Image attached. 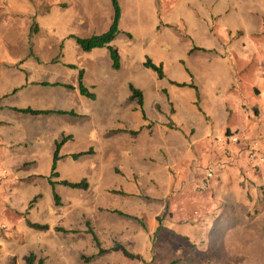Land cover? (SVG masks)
I'll use <instances>...</instances> for the list:
<instances>
[{"label":"rangeland","instance_id":"1","mask_svg":"<svg viewBox=\"0 0 264 264\" xmlns=\"http://www.w3.org/2000/svg\"><path fill=\"white\" fill-rule=\"evenodd\" d=\"M198 3L202 4V0ZM230 3L231 0L219 1V13L225 14ZM177 4L168 0H121L123 32L117 47L122 56L120 68L106 65L101 76L95 70L87 72L94 82L99 76L104 77L102 84L97 82L95 87L96 101L87 102L77 88L56 85H77V73L67 70L69 56L71 60L78 59V69L92 56L75 51L71 55L67 46L60 43L57 48L58 42L49 40L54 33L53 23L62 19L70 24V17L54 10L51 24V6L33 5L34 10L27 7L35 11L31 17L38 22L33 19L32 27L39 30L37 39L42 38L35 41V46L40 45L45 54L51 48L59 60L40 62L29 48L33 44L29 39L27 57L15 65L23 67L32 86L17 98L34 102L37 99L33 100L31 93L38 91L35 89L39 86L46 87L41 93V106L60 112L26 116L27 139L17 145L24 151L19 154L18 168L32 163V141L47 129L43 154L52 150L51 143L55 147L57 141L61 142L59 175L54 178L60 199L58 204L52 201L57 212L53 219L38 216L37 203L23 202L20 212L8 206L6 222H0V264H264L263 164L250 162L257 169L242 166V188L232 185L223 193L218 188L213 193L212 213L209 207L197 203L203 189L184 182L188 167L208 161L204 144L194 147L192 117L200 114L205 120L207 110L213 111V107L207 96L209 89H198L195 84V64L192 63V73L180 72L177 65L186 69L184 57L188 53L194 56L197 50L200 57L210 56L221 45V27L211 20L191 17L190 11L178 7L183 3ZM2 13L0 23L6 20V10ZM8 33L6 30V37ZM6 37L0 40V65L4 66L9 64ZM226 46L227 53H231ZM189 47L192 52H188ZM240 53L237 46L234 58L230 54L226 57L231 70L236 69L238 62L244 64ZM146 57L161 64L163 78L145 67ZM40 67L45 69V76L39 72ZM251 70L245 69L244 74L251 76ZM173 77L182 85H166ZM204 79L206 87L211 75ZM130 84L142 91L143 110L131 97ZM3 85L6 88L5 79ZM103 104L106 112H100ZM209 120L205 124L211 128L216 123ZM83 151L89 152L73 156ZM22 159H26L24 163ZM154 168L169 172L170 179L147 180V173L151 174ZM82 180L86 187L62 184ZM235 197L239 202L230 199ZM6 198H10L8 193ZM34 223H47L49 228L39 229ZM56 226L64 230H55Z\"/></svg>","mask_w":264,"mask_h":264},{"label":"crops","instance_id":"2","mask_svg":"<svg viewBox=\"0 0 264 264\" xmlns=\"http://www.w3.org/2000/svg\"><path fill=\"white\" fill-rule=\"evenodd\" d=\"M172 1L173 3H178L177 5L182 3L186 5L178 7L190 11L191 17H198L199 21L201 18H205L206 20H211V23L221 27L219 30V36L221 38L218 39V42L222 46H217L216 50L212 51L210 56L200 57L201 55L197 54L199 50L196 51L195 57L188 53L187 56L184 57L186 58V69H181V67L177 65L180 72L186 71L187 73H192V66L195 64L196 72H198L195 80L196 86L198 89L202 88L203 90L207 88L210 91L207 96L209 95V101L212 103L213 111L210 109L207 110L209 113L205 114V120L202 119V117L205 116H201L200 114L198 118L196 115L192 117L195 120V125H193L194 129H190V131L193 130L194 147L198 148L204 144L203 146L207 148V150H205L208 156L205 160L208 161L205 165L210 162L221 160L222 154L215 147V138L223 135L227 131H238L248 139L259 140L261 143L259 147L264 152V0H231V5L226 9L225 14L219 13V6L222 5L219 4V1L222 2L225 0H202V4L198 3V0H168V3ZM27 2L28 0H6L5 3L3 0H0V7L2 9H0L1 18H4V13L2 12L4 9L6 10V20L0 23V40L3 41L6 37V30L9 32V36L6 37V48L4 47L6 49V62L9 64H6V66L0 65V222H6L8 206H13L20 212L19 208H22L23 202L27 201H29L31 205L37 203L35 211L38 216H49L50 219L57 217V212L54 211L56 206L52 202L53 199L56 201L54 191L57 192V190L54 178L57 176L52 175V164L58 141L55 147L54 143H51L53 148L52 150L50 149L49 154H43V147H45L43 142L48 137L46 135L48 132L47 129L40 131V134L36 137L37 140L34 139L32 141V144L35 146L30 151L32 157L30 160L32 163L28 165V167L21 168V170L18 168L19 154L24 153V151L18 149L17 145L24 143L27 139V132H24L26 118L32 115L47 116L52 112H60L54 110L52 107L47 108L41 106L43 105L41 93L46 90V87L34 86L38 88L35 89L38 91H33L31 93L32 99H37L34 102L27 99L19 101L21 98H17V96H21L20 93L22 94L24 91L28 90L29 86H32L30 83L31 79L23 67L15 65L16 63H22L27 57L29 39H31L33 43L29 45V48L31 47V51L35 56L40 58L38 59L40 62L45 64L53 59L59 60L58 55H56L51 48H49L47 54H45L40 51V45L37 44L35 46V41H40L42 38L37 39L39 30L32 27L34 26L33 19H36L35 17H31L32 14L35 15V11H33L35 8L33 5L39 6L44 4L48 7L51 6V24L54 10L56 12L61 10L62 15L70 17V24L68 21L66 23L62 19L53 23L51 31L54 33H51V36L48 38L49 40L50 38L55 39V41L58 42L57 48L61 43L70 49V52H72L71 55L76 53L87 56L92 55L88 56L86 61L82 62V68L79 69L78 67L80 65H78V59L71 60V56H69V60H67V65L69 66L67 70L77 73V85H72L73 89L74 87L77 88L79 94L85 97L86 102L90 99L96 101L97 93L95 87L97 82L101 85L104 81V77H100L105 71L104 67L111 64L113 68L119 69L122 58L121 53H119L117 49L122 42H120L118 38L123 32L121 28V19L119 21V32L110 43L118 55V67L114 66V61L111 58L108 47H97L90 51H84L76 39L77 37L85 38L101 34L110 29L115 15L112 0H105V6L102 5L104 0H34L32 4ZM119 4L121 6V0H119ZM29 6H31L33 10L28 9L27 7ZM211 8L216 9L213 11ZM223 16L225 17L224 20ZM30 17L32 18L31 21L28 20ZM33 31H35V33L29 38V34L32 35ZM234 32L237 34L236 37H234L236 34L233 36L230 35V33ZM56 33L59 34L56 35ZM8 43L10 46L7 48ZM225 45H228V47H226L230 49L231 53H227L228 51H226ZM237 46L241 50L240 54L244 59V64L239 65L238 62L236 69L231 70L232 68H228L226 57H229L228 54H230L234 58V50ZM190 51L191 49L189 47L188 52ZM247 68L252 69L248 71V73H251V76H249V74H244ZM81 69H83L82 71L84 73L83 82L92 97L85 96L80 92L78 86V72ZM44 70L43 67L39 69L42 76H45V74L42 73ZM91 70H95V72L100 74L98 81H91L89 76H87V72ZM207 70L209 73L206 72ZM151 71L153 70L151 69ZM203 74L211 75V80L208 82L209 84L207 83L206 87L204 86L205 75ZM201 75L203 76L201 77ZM4 79L6 81V88H4L3 85ZM180 81L181 80H177L173 77L168 80L170 84L166 85H181L182 81ZM188 84L190 85V83ZM56 85L68 86L61 83H56ZM207 96L206 98H208ZM197 98L199 100L201 99L198 94ZM215 98H217V100H215ZM51 103H53V101ZM199 104L205 109L203 101H200ZM103 106L100 112L105 111V104H103ZM25 107L47 110L48 112L30 114L15 110V108ZM140 109L143 110L141 107ZM210 118L212 122L216 123L211 128L205 124L210 121ZM197 130H199L198 136H196ZM43 134L45 135L43 136ZM22 160L24 163L26 159ZM236 160L234 164L227 163L221 166L218 169L216 178L207 180L205 186L204 164H195L188 167L184 174L186 175L184 182L189 184L190 187L199 186L203 189L198 193L200 200H197L199 201L197 203L209 207L211 213L215 210L213 193L216 194L218 188L220 189L219 191L223 193L232 185H242L241 178H243V173L245 171L242 166L244 165L246 168L257 169L252 166L245 154L237 157ZM262 166H264V163ZM249 172H251V170ZM150 173L151 174L147 173V180L159 177L166 180L170 179L169 172L166 173L165 171L155 170L154 168L153 170L151 169ZM233 174H235V176L231 179L230 175ZM140 175L143 176L142 173H140ZM52 181L55 183H52ZM7 186L8 188L6 189ZM6 193H8L10 198H6ZM227 196L230 195L228 194ZM14 197L17 199H12ZM230 199L233 202H239L240 200H236V197ZM204 202H208V204H204ZM219 204H221V202ZM218 206L219 205L216 203V207ZM226 207L229 208L228 205H226ZM46 224L47 223H41L40 225ZM46 226L49 228L48 225ZM57 227L59 226L54 227V229L57 230Z\"/></svg>","mask_w":264,"mask_h":264},{"label":"trees","instance_id":"3","mask_svg":"<svg viewBox=\"0 0 264 264\" xmlns=\"http://www.w3.org/2000/svg\"><path fill=\"white\" fill-rule=\"evenodd\" d=\"M112 4L114 7L115 15H114V20H113L112 26L110 27V29L108 31L101 33V34L92 35L90 37H85V38L84 37H77L76 39L84 51H90L93 48H97V47H108L110 50V53H111V58L114 61V66L118 67L119 66V58H118V55L115 52L114 48L110 45V43L114 40V38L116 37V35L119 32V21L121 19L122 11H121V6L119 4V0H112ZM144 65H145V67L151 68L154 72H156L160 78L164 77V72H162L163 68H162L161 64L158 65L155 62H153L151 57H146V61H145ZM82 70L83 69L79 70V72H78L79 73L78 86H79L80 92H81V94H83L85 96L92 97V95H90V93L88 92V89L86 88V86L83 82L84 73ZM68 87L73 88L72 85H68ZM130 91H131V97L137 99L138 105L142 108L143 103H144L142 91L140 89L136 88L133 84H130ZM15 110L22 112V113H30V114H41V113L48 112L47 110L33 109L32 107L15 108ZM61 112H63V111H61ZM231 132H233V131H227V133H231ZM243 137H245V136H243ZM60 147H61V142L57 143V147L55 148L56 151L54 153L53 164H52V175L53 176L59 175V173L57 171V162L60 159V155H59V151H60L59 148ZM88 152L89 151L80 152V153L75 154L73 156L77 157V156H80L82 154H86ZM52 183H55V182L52 181ZM62 183L65 185H69L71 187H86L87 186V183L85 180H82L80 182L62 181ZM54 197L56 199V202L58 203L60 196L56 191H54ZM32 225L36 228H41V229L47 228L46 225H40L37 223L32 224ZM56 229L57 230H64L61 227H57Z\"/></svg>","mask_w":264,"mask_h":264},{"label":"built area","instance_id":"4","mask_svg":"<svg viewBox=\"0 0 264 264\" xmlns=\"http://www.w3.org/2000/svg\"><path fill=\"white\" fill-rule=\"evenodd\" d=\"M215 144V147L222 154V159L211 162L204 167V186L207 180L216 176L221 166L227 163L234 164L237 161V157H240L242 154H245L249 162L254 163L256 166L264 163V152L259 147L261 145L260 141L257 139L245 138L237 131L231 133L226 132L216 137Z\"/></svg>","mask_w":264,"mask_h":264}]
</instances>
